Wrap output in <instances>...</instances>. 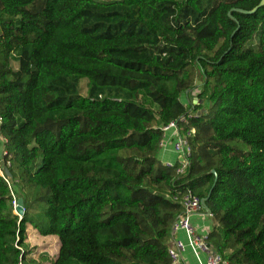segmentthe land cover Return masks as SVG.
<instances>
[{"label":"trees","instance_id":"1","mask_svg":"<svg viewBox=\"0 0 264 264\" xmlns=\"http://www.w3.org/2000/svg\"><path fill=\"white\" fill-rule=\"evenodd\" d=\"M259 2L0 0V135L24 208L0 178V264H33L26 225L57 238L50 264H170L185 190L210 192L216 252L264 264V6L237 11ZM71 36L125 40L79 53ZM197 75L202 113L182 123ZM172 121L194 130L179 179L157 159Z\"/></svg>","mask_w":264,"mask_h":264},{"label":"built area","instance_id":"2","mask_svg":"<svg viewBox=\"0 0 264 264\" xmlns=\"http://www.w3.org/2000/svg\"><path fill=\"white\" fill-rule=\"evenodd\" d=\"M192 93L194 94V92ZM196 105H198L197 97L192 99L190 104L187 105L190 107V110H188L187 114L181 116L179 121L187 123L190 118L200 115L202 110L197 112L193 110V106ZM177 124L172 121L160 127L161 140L158 144V151H169L175 156L174 162H165L162 164L166 167H175V176L176 179H179L187 174L190 166L191 147L189 138L192 137L194 130L182 131ZM6 145L7 140L4 136L0 135V178L10 187V179L7 174L10 167V155L6 149ZM15 200L12 201L13 207H15ZM172 200L180 206V213L171 224V239L167 248L170 264H183V254L186 250L191 252L197 264H229L210 245L207 238L208 234L197 232L190 223L192 216L204 214V210L200 204V198L192 194L190 190H185L184 192H177L172 197ZM208 215L212 216L211 214ZM217 230L219 231L220 229L218 228ZM179 232L183 234L184 240L176 237ZM201 254L205 255L204 261L201 260Z\"/></svg>","mask_w":264,"mask_h":264},{"label":"rangeland","instance_id":"3","mask_svg":"<svg viewBox=\"0 0 264 264\" xmlns=\"http://www.w3.org/2000/svg\"><path fill=\"white\" fill-rule=\"evenodd\" d=\"M100 1H111V0H100ZM125 40V38H118L110 41H100V40H93L85 37H79V36H71L68 37L65 40V43L68 47L74 49L75 51L79 53H89L94 48H99L103 45H111V44H120ZM14 56V53L13 55ZM10 66L13 69L17 68V63L15 61L10 62ZM195 90L193 89L190 95L188 96H181L180 100L183 102L185 106L189 105L192 99L196 98L195 96L197 93L201 90V78L197 75L195 80ZM193 94V95H192ZM193 96V97H192ZM199 104V102H198ZM194 107V106H193ZM233 145L237 149H241V147L233 143ZM232 145V146H233ZM11 190L13 191V196L15 198H18L22 196L21 192H18L16 189H13L11 186ZM39 194H34L31 196L32 199H36V197ZM35 203V202H34ZM33 201L31 202V205L28 209V214L32 217L33 221L40 222L41 217L40 215H43V205H41L39 202L34 204ZM14 213V210H13ZM44 220L42 219V222ZM211 225L213 227L214 221H211ZM26 238L24 241V250H27V257H30L31 260H33V264H50L57 255L58 251V241L55 236H40L35 229H33L32 226L26 225L25 229ZM14 247H16L14 245ZM17 248V247H16ZM22 251V249H20Z\"/></svg>","mask_w":264,"mask_h":264},{"label":"crops","instance_id":"4","mask_svg":"<svg viewBox=\"0 0 264 264\" xmlns=\"http://www.w3.org/2000/svg\"><path fill=\"white\" fill-rule=\"evenodd\" d=\"M188 96V95H187ZM157 159L161 163L165 162H174L175 156L169 152V151H158L157 152ZM214 221V225L212 227L211 221ZM190 223L193 225V227L197 230L199 233H205L210 234V232L216 227V221L213 219L212 216H209L207 212H204V214L192 216L190 218ZM176 237H178L181 240H184V236L181 232H179ZM201 260H205V255L201 254ZM183 264H197L195 261L193 255L189 250H186V252L183 254Z\"/></svg>","mask_w":264,"mask_h":264},{"label":"water","instance_id":"5","mask_svg":"<svg viewBox=\"0 0 264 264\" xmlns=\"http://www.w3.org/2000/svg\"><path fill=\"white\" fill-rule=\"evenodd\" d=\"M262 6H264V0H260V2L252 10H250V11H243V10H237V11H239L242 14H248L249 15V14H252V13L256 12V10L259 9L260 7H262ZM209 173L214 176V182L212 184V187H213V185L215 183V179H216V173H215L214 170H210ZM209 193H208V195L206 197L200 199V204H201L204 212H207V214H210V210L208 209V207L206 205L207 199L209 197ZM14 214L16 216H18V219L19 220L21 219V217L24 214L23 199H22V197H18L15 200Z\"/></svg>","mask_w":264,"mask_h":264}]
</instances>
